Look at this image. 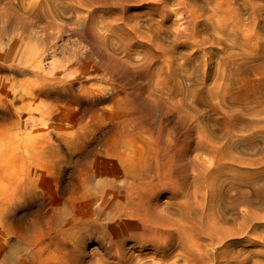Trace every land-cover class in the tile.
<instances>
[{"label":"bare ground","instance_id":"6f19581e","mask_svg":"<svg viewBox=\"0 0 264 264\" xmlns=\"http://www.w3.org/2000/svg\"><path fill=\"white\" fill-rule=\"evenodd\" d=\"M78 60L58 64L60 69L53 63L51 78L43 79L53 99L45 91L44 102L36 107L34 101L23 123L14 117L15 132L0 128V264H65L77 236L96 229L109 240L126 239L140 257L157 264L234 258L237 240L248 246L253 202L232 183L237 150L230 111L218 131L206 128L188 107L184 111L191 88L174 90L178 102L161 104V120L171 118L181 131L166 136L165 120L154 129L135 116L129 91ZM32 93L18 91L22 109Z\"/></svg>","mask_w":264,"mask_h":264},{"label":"rangeland","instance_id":"374dc122","mask_svg":"<svg viewBox=\"0 0 264 264\" xmlns=\"http://www.w3.org/2000/svg\"><path fill=\"white\" fill-rule=\"evenodd\" d=\"M78 59L129 91L135 116H143L154 129L165 120L161 129L166 136L181 131L171 118L161 120L165 100L178 102L174 90L192 89L184 111L189 109L206 128L218 131L230 111L237 150L232 183L238 193L246 190L253 205L248 246L237 240L231 248L234 258L220 264L231 259L232 264H264V0H0V109L6 112L0 113V128L13 132L14 117L20 115L23 123L29 107L45 99V91L52 100L55 92L43 81L51 78L49 67L60 69ZM28 88L33 93L22 109L16 98ZM155 96H162V102ZM90 232L77 236L65 264H118L129 258L136 264L159 263L140 257L126 239L109 240L97 229Z\"/></svg>","mask_w":264,"mask_h":264}]
</instances>
